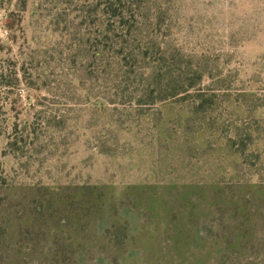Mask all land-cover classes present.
<instances>
[{
	"label": "rangeland",
	"instance_id": "374dc122",
	"mask_svg": "<svg viewBox=\"0 0 264 264\" xmlns=\"http://www.w3.org/2000/svg\"><path fill=\"white\" fill-rule=\"evenodd\" d=\"M246 192L264 236V0H0V264L9 236L79 264H214L169 223L204 194L226 236ZM260 241L229 264H264Z\"/></svg>",
	"mask_w": 264,
	"mask_h": 264
},
{
	"label": "trees",
	"instance_id": "16d2710c",
	"mask_svg": "<svg viewBox=\"0 0 264 264\" xmlns=\"http://www.w3.org/2000/svg\"><path fill=\"white\" fill-rule=\"evenodd\" d=\"M200 82L202 81V77L200 75ZM247 190L253 189L251 185L244 186ZM252 187V188H251ZM223 191V190H218ZM220 194H224V192H219ZM250 193V192H249ZM87 202L89 201L88 195H86ZM247 192L242 194L238 197V200L230 199L229 206L226 209L229 210V214H231L232 219L230 224H228L227 230L229 233L226 236L217 234L214 235L212 232L213 228H209L205 226L204 222L202 221V216L204 214V210L201 211V203H203L205 199L204 194H196L194 198H186L185 204L182 201L183 209L181 210L183 214L181 215V219H179L180 223L178 225L174 224V222L169 223V228L171 231L176 233V236L180 234L188 235L185 236L187 238L186 243L189 245L188 247H192L193 256L197 258V256H204L206 258V262L208 259L210 261H215L214 264H229V260L232 256L237 254L236 252L242 251L245 249V252L248 248H252V252H254L255 247H260L262 244V240L260 238H264V236H254L252 233L255 225L257 227V223L254 221H250L251 214L253 213V203L249 200ZM250 197V196H249ZM60 196L54 202H58L60 200ZM63 202L66 204L72 203L70 200L64 198ZM95 204L98 205L100 211L102 210V204L96 201L89 203V209L94 206ZM191 206L193 209L191 211H187L186 208ZM195 211V212H194ZM197 213H200L199 215ZM116 214V213H113ZM241 214L242 219H238L237 215ZM70 215V212L68 213ZM103 215V214H102ZM114 217V216H112ZM70 219V217H69ZM113 222L107 225H104V233L108 230H116L117 236L114 240H112V244L117 246L120 251L123 248V243L126 241L128 237L127 225L125 220L116 218L112 220ZM176 221V220H175ZM178 222V221H177ZM106 224V223H105ZM179 229L180 231H177ZM178 240V239H177ZM8 245V255L5 258L4 264H79L82 259V255L79 254L75 256L74 254L66 255L64 254L63 250H57L55 253L53 251L45 253H37L36 248L41 245L38 239L35 238H24V240H18L22 243L27 244L31 247V252L26 254H22L21 252L15 249L17 245V240L15 241L14 236H9L7 239ZM260 241V243H259ZM2 243V242H1ZM74 244L71 241V246ZM200 253V254H199ZM43 254V255H41ZM240 258L236 259L237 264H255L254 262L247 260L244 254H238ZM235 257V256H234ZM0 260H4V258L0 257ZM191 264L193 262L191 261Z\"/></svg>",
	"mask_w": 264,
	"mask_h": 264
}]
</instances>
